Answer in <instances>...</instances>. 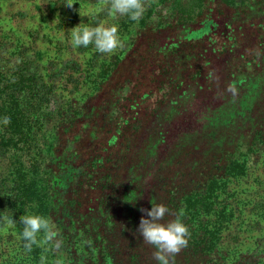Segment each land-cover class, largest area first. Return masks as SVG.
I'll use <instances>...</instances> for the list:
<instances>
[{"label":"trees","instance_id":"obj_1","mask_svg":"<svg viewBox=\"0 0 264 264\" xmlns=\"http://www.w3.org/2000/svg\"><path fill=\"white\" fill-rule=\"evenodd\" d=\"M45 1L75 12L56 8L67 0ZM91 17L90 26L107 25L106 4ZM110 24L125 51L101 61L95 51L85 72L73 53L43 62L0 25V217L16 221L0 219V262L158 264L137 228L148 218L141 209L163 204L160 223L183 210L189 231L174 264H261L264 0H146L138 22ZM25 214L50 218L62 247L26 251ZM242 214L245 229L261 230L253 249L240 246Z\"/></svg>","mask_w":264,"mask_h":264},{"label":"clouds","instance_id":"obj_2","mask_svg":"<svg viewBox=\"0 0 264 264\" xmlns=\"http://www.w3.org/2000/svg\"><path fill=\"white\" fill-rule=\"evenodd\" d=\"M69 9L75 3H64ZM107 14L112 18L127 16L132 21L138 22L146 11V0H105ZM71 31V45L73 48H87L94 46L95 51L102 55H114L124 44L118 35L116 25L106 27L103 22L92 27L80 25ZM229 91H234L229 89ZM10 123L8 117L3 118V124ZM151 210L141 209L148 217L140 219L137 233L143 242L152 246L155 251L153 258L158 264H174V258L181 250L187 247L189 236L188 228L182 223L183 210L176 214V218L167 224L160 223L169 209L163 204H151ZM5 228H14L16 221L11 216H2ZM23 230L20 239L23 240V247L31 251L33 245L38 247L48 246L50 250L58 251L62 247V241L58 239L59 230L50 218L41 215H22L19 217ZM43 233L42 239L38 234ZM46 258L41 256L40 264H45Z\"/></svg>","mask_w":264,"mask_h":264},{"label":"rangeland","instance_id":"obj_3","mask_svg":"<svg viewBox=\"0 0 264 264\" xmlns=\"http://www.w3.org/2000/svg\"><path fill=\"white\" fill-rule=\"evenodd\" d=\"M67 2L75 3V12L65 13V17L57 11H49L47 9V2L45 0H0V25L4 30L9 31L12 35V43L18 42L23 43L24 45H30L33 49H36V51H38L39 55L42 56L43 62L52 59L55 55H58V53L62 55L61 57L65 58L68 55H71V59H75V57L72 56L73 53L74 55H77L81 60L83 58L82 64L84 62L85 72L87 70V67L91 63V57L95 54V48H93L88 53H74V50L72 48L67 49V47H69V44H71L70 30L78 25H80L81 28L85 25L90 26L89 20L90 18H92L91 16L101 11V7H103V5L105 4V0H67ZM64 3V1L58 2L56 4V8L60 9L62 7H67ZM74 17H86V21H84V18H82L81 21H74ZM66 18H69L71 20H67ZM110 20L111 17L105 19L107 25H104L106 27L111 25ZM206 32L207 29L203 31H195L194 33L189 35V38H200ZM63 49H65V52L63 51ZM125 49L126 48L124 47L122 49H118L115 54L121 56V53H123ZM107 56L108 55H99V60L101 61V59ZM248 57H250V59L248 60L249 62L254 61V58H252L254 57V54H249ZM87 79H91L89 81H92V78L90 76H88ZM86 83L84 82V85L78 95L82 94L83 92L85 93L86 90H89L88 87H90V85ZM67 88L70 89V86H67ZM67 88H63L62 90ZM225 89H227V87H224L223 90L225 91ZM61 93L62 98L68 97L66 95V92ZM153 106L154 101L151 100V102L146 104L147 111L152 110ZM146 119H144V121L142 122L143 124L145 123ZM142 134L143 132L140 134V141L143 140L144 137H146L145 133L143 136ZM186 150L190 151L191 149L187 147ZM173 159H175V161H178V154L174 155ZM253 178H255L254 174H252L249 179L252 180ZM251 189L252 188L249 186L246 188V191H251ZM237 191H241L240 187L237 188ZM237 191L235 189V195L238 193ZM242 216L244 217H242L241 220L237 221L240 224V231L241 233H243L240 246L242 249H253L255 246L254 237L256 236V238H258V236L261 234V230L257 232V230H254L255 228H251L250 226L249 228L245 229L244 223L251 218L247 214H242ZM261 225L263 224L261 223ZM258 252L260 253V257L264 256V245L261 246ZM2 259H6V256H4V254L0 252V260ZM262 260L263 261H261L260 263L264 264V257ZM17 262V259H10L5 264H17ZM0 264L4 263L0 262Z\"/></svg>","mask_w":264,"mask_h":264}]
</instances>
